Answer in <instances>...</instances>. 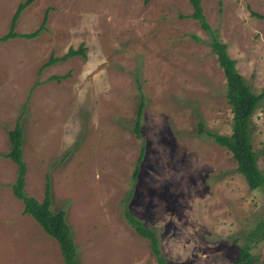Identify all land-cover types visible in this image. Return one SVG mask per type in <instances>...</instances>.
I'll return each mask as SVG.
<instances>
[{
  "label": "rangeland",
  "instance_id": "374dc122",
  "mask_svg": "<svg viewBox=\"0 0 264 264\" xmlns=\"http://www.w3.org/2000/svg\"><path fill=\"white\" fill-rule=\"evenodd\" d=\"M20 1L0 0V36ZM201 5L246 83L262 92L264 18L250 12L264 16V0ZM191 12L189 0H35L15 30L34 31L46 16L40 34L0 42V152L21 116L25 191L41 200L49 181L51 209L65 212L80 264H157L126 208L156 233L166 264H235L264 219V186L249 189L231 153L205 132L229 134L232 112ZM80 45L85 57L39 70ZM250 135L264 174V96ZM15 174L0 156V264H64L58 242L13 195ZM251 252L264 264V240Z\"/></svg>",
  "mask_w": 264,
  "mask_h": 264
},
{
  "label": "trees",
  "instance_id": "16d2710c",
  "mask_svg": "<svg viewBox=\"0 0 264 264\" xmlns=\"http://www.w3.org/2000/svg\"><path fill=\"white\" fill-rule=\"evenodd\" d=\"M34 1L35 0H22L18 3L8 31L0 36V42H6L16 37L33 39L40 34L46 23V16L43 17L40 26L34 31L19 33L15 30V25L21 12ZM148 1L149 0H144L145 3ZM189 2L192 5V12L187 15V17L197 20L200 27L210 38V50L216 55L218 65L222 69L226 84L225 96L227 102L231 106L232 112L231 132L229 134H219L211 131L205 132L215 143L225 147L227 151L231 153L232 158L236 162V169L244 177L249 189H258L264 186V174L257 164L256 152L251 143L250 118L259 101L263 98L264 90L260 93H255L246 83L245 79L236 68L235 60L229 55L226 44L218 38L215 30L212 29L207 21L203 12L201 0H189ZM250 13L264 18L263 15L255 11H251ZM84 50L85 48L83 45H80L77 49L73 47L68 48L61 56L55 57L51 55L47 61L39 67V70L41 71L53 63L67 60L73 56L85 57ZM68 75L69 73L54 75L51 76L50 79L60 81ZM143 108L144 101L143 95H141L133 128L137 136H140V119ZM20 120L21 116L17 118L13 128L8 130V150L4 153L0 152V156L9 158L16 165L15 179L11 184L13 195L22 201L23 213L35 219L43 228L44 232L58 242L64 264H80L76 245L71 235V229L66 222L65 212L63 210L53 211L51 209L52 199L49 181L47 180L45 184L44 195L41 200L28 195L25 191L27 167L23 159V129ZM200 130L204 131L202 124H200ZM143 151L144 148L142 147L138 160L142 158ZM138 170L139 166L137 163L133 172V179L137 176ZM125 215L128 224H130L141 237L148 240L150 250L156 258L157 264H166L156 233L151 228L146 227L139 219L133 217L127 208L125 209ZM246 240L248 243L240 247L235 264H255L257 257L251 252V248L252 245L264 240V219L258 221L254 228L247 233Z\"/></svg>",
  "mask_w": 264,
  "mask_h": 264
}]
</instances>
